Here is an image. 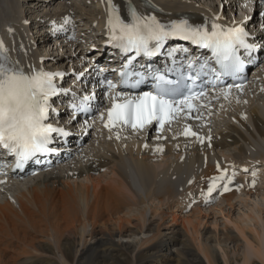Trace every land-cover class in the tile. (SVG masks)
<instances>
[{"label":"bare ground","instance_id":"6f19581e","mask_svg":"<svg viewBox=\"0 0 264 264\" xmlns=\"http://www.w3.org/2000/svg\"><path fill=\"white\" fill-rule=\"evenodd\" d=\"M208 1L215 2L132 0L141 12L155 14L164 23L187 20L197 26L211 20L256 28L262 61L248 83L216 90L208 97L219 96L211 110L202 105L193 119L177 117L163 129L109 128L98 114L82 122L80 139L76 141L78 135L71 139L69 151L59 154L60 162L34 175L4 180L9 186L0 187V264H251L253 259L264 263V205L247 201L252 194L264 201V188L259 186L264 184L259 174L264 166V16L252 10L251 1L243 17L252 16L244 21L235 16V7L247 4L243 0H217V7ZM113 2L127 17L130 0ZM71 3L0 0L3 54L25 68L81 67L86 54L81 38L68 43L67 51L58 46L53 53L48 52L50 47L45 50L43 36L38 41L31 32L36 23L43 32L52 30L53 21L62 25L77 16L101 32L103 42L108 33L107 0ZM46 16L48 21L42 24ZM176 125L177 130L171 129ZM188 127L198 136H185ZM221 172L233 181L229 191L222 187L226 179L216 181L212 192L226 204L207 210L219 211L224 227L211 229L198 204L216 198L207 197L208 187ZM189 199L193 209L182 217L185 237L178 239L177 214L167 216L162 206L181 209V204L190 205ZM235 199L244 207L239 221L230 218L228 209L225 213ZM147 201L155 202L149 214L142 205ZM248 221L255 224L248 226ZM233 239L240 241L241 250L238 244L231 245Z\"/></svg>","mask_w":264,"mask_h":264},{"label":"snow or ice","instance_id":"6c2138e0","mask_svg":"<svg viewBox=\"0 0 264 264\" xmlns=\"http://www.w3.org/2000/svg\"><path fill=\"white\" fill-rule=\"evenodd\" d=\"M107 5L109 43L124 53L153 56L164 47V42L169 37H181L201 48L209 49L212 53L210 59L220 66L222 72H234L240 66L238 50L252 47L246 42L248 33L240 25L225 27L212 22L210 25L194 26L187 20L164 23L155 14L141 12L132 0L125 18L113 0H107ZM171 54L170 52L169 55ZM134 58L129 57V65ZM195 63H200L203 69L207 67L208 61H190L189 67H194ZM120 75L127 77L129 73L122 71ZM57 77L62 78L63 73L31 65L25 68L18 61H11L9 56L3 54V42L0 41V147L16 157L17 166L38 154L48 153L54 134H65L63 128L49 122L53 98L65 91L57 82ZM198 78L199 74L189 77L193 84ZM155 79L154 91H146L139 96L117 92L113 97L112 106L107 109V123L104 126L111 128L121 124L142 129L156 122L163 129L165 123L176 119L181 112L190 115L194 107H199L194 105L193 101L206 95L204 92L197 94L189 90V94L183 95L179 100L172 99L177 93L166 85L173 82L163 75H158ZM136 83L140 81L137 80ZM107 87L111 90L116 85L109 80ZM121 98L122 102H117L121 101ZM91 99V95H84L80 105L74 107L87 111ZM100 116L103 119L104 113ZM183 134L198 136L190 127L185 128ZM225 179L227 183L222 187L224 191H229L228 185L232 183L233 177L221 172L220 176L212 178L208 192L214 190L217 180Z\"/></svg>","mask_w":264,"mask_h":264},{"label":"rangeland","instance_id":"374dc122","mask_svg":"<svg viewBox=\"0 0 264 264\" xmlns=\"http://www.w3.org/2000/svg\"><path fill=\"white\" fill-rule=\"evenodd\" d=\"M208 4H210V5H212V6H215V7H217L218 6V2H217V0H215V2H207ZM249 7V4H247V6H245V7H243V6H236L235 7V15L237 14V17L238 16H240L241 14H243L242 15V17L244 16V10L246 11V8H248ZM227 16V15H226ZM51 52H55V51H51ZM213 114H215V113H213ZM212 116V115H211ZM216 116V115H215ZM180 126H178V125H176V127H173V128H171V129H173V130H177L178 128H179ZM175 128V129H174ZM197 129V128H196ZM139 132H137V134L136 135H139L138 134ZM148 139V138H147ZM150 141V140H149ZM225 153V152H224ZM167 157H169V156H166V158L165 159H167ZM164 159V158H163ZM161 159H155V162H159ZM259 169H260V172H259V174H263V177H264V166H261V167H259ZM244 174H247V172H243V174H241V175H243V177L245 178V177H247L246 175H244ZM109 175V174H108ZM107 174H106V176H108ZM264 179H261V181H263ZM259 186H262L263 188H264V184H259ZM215 191V190H214ZM253 195V194H252ZM251 195V198L249 199V200H247L248 202H250V203H254V202H256V203H258V204H260V205H264V201L262 200V196L261 195H253L252 196ZM209 196L210 197H216V198H213V200H210V201H205L204 203H202V204H198V206H200L201 208H202V211H204L203 213L205 214V216H204V219H205V221L207 222V224H206V226L207 227H209V228H216L217 227V229H220V228H222V227H224V220H223V218H221L222 217V215L221 214H219L220 212L219 211H217V210H207L208 208H209V206L211 207H214V206H216V207H218L219 205L218 204H221L220 206H224L226 203L225 202H223V203H220V202H218V198H217V193H215V192H212V193H209ZM208 196V197H209ZM189 202L191 201L190 199L188 200ZM238 201V202H237ZM252 201V202H251ZM259 201V202H258ZM232 204L234 205V206H232V208L231 207H229L228 205L225 207L226 208V211H225V213H227V211L229 210V212H228V215L230 216V218L232 219V220H238L239 221V219H238V215L239 214H241L243 211H244V207H243V205H242V203H240L239 202V200L238 199H235L234 201H232ZM143 206H145V208H146V211H147V214H149V212L151 211L150 209L152 208V207H155V202L153 203V202H150V201H147L146 202V204H142ZM143 206H141V207H143ZM181 206V209L179 208V207H174V206H170V208H166V205H163L162 207V209L165 211V213L167 214V216H172V215H175V214H177L176 216L178 217V221L175 223V228L177 229V233H176V237L178 238V239H182V238H184L185 237V235H184V232L182 231V217H184V216H186V215H190V211H191V209H193V205H192V202H190V207L189 206H187V207H185L184 206V204H181L180 205ZM186 208V209H185ZM231 208V209H230ZM138 209V208H137ZM161 209V210H162ZM228 209V210H227ZM215 211V212H214ZM133 213H134V211H132ZM241 212V213H240ZM135 213H136V210H135ZM207 214V215H206ZM206 217V218H205ZM168 219H170V217L168 218ZM214 221V222H213ZM254 222V221H253ZM252 221H248V226H251L252 227V225H254L255 224V222L253 223ZM243 224L244 223H246V222H242ZM178 230H180L179 232H178ZM183 233V234H182ZM184 235V236H183ZM233 241V242H232ZM231 241V245L233 244V245H236V244H238L239 246H238V248H239V250H241V243H240V241H238V239H233ZM199 258H201L202 259V257L200 256V254H199ZM237 259H240V256H237ZM203 260V259H202ZM204 261V260H203ZM220 264H223L222 263V261L220 262ZM251 264H264L263 262H261V261H259L258 259H253V261H252V263Z\"/></svg>","mask_w":264,"mask_h":264}]
</instances>
